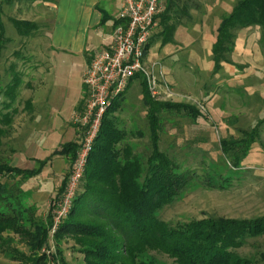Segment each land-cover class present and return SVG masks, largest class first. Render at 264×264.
Segmentation results:
<instances>
[{
	"label": "rangeland",
	"instance_id": "obj_1",
	"mask_svg": "<svg viewBox=\"0 0 264 264\" xmlns=\"http://www.w3.org/2000/svg\"><path fill=\"white\" fill-rule=\"evenodd\" d=\"M239 1L176 0V29L169 39H156L144 59L147 65H161L168 92L173 93L168 96L161 87L157 97L150 93L154 100L188 104L202 113L193 120L180 112H162L160 148L175 160L179 172L189 177L179 197L159 212L162 220L172 224L208 217L253 220L264 216V124L257 141L238 149L242 153L237 163L235 155L222 148L223 140L245 139L264 119L262 29L254 26L238 30L233 52L226 54L218 67L214 57L221 24L232 15ZM59 5L61 0H22L5 6L2 20L11 41L3 52L0 79L5 86L13 77L5 74V68L14 65L15 71L22 73L18 99L12 107L18 108V113L5 139L8 153L13 148L16 153L8 156L19 168L40 169L35 178L23 185L26 191L22 206L35 204L42 217L51 213L53 222L56 204L66 187L63 192L60 190L63 178L71 172L69 160L54 152L65 143L78 144L80 130L75 117L79 113H75L87 92L82 74L88 57L103 49L89 48L75 54L54 48L52 32ZM118 10L112 7L107 11L119 18ZM12 18L36 22L40 29L32 38L20 37ZM143 96L141 81L134 79L119 98L114 116L128 132L122 144L133 149L132 156L146 159L151 139ZM5 99L1 95L0 103ZM28 100L33 101L30 111L24 109ZM9 236L16 241L13 247L32 253L29 239H19L12 233ZM51 244L53 254L57 256L59 252L67 264H84V256L73 238ZM263 252L264 235L249 239L238 250L242 256L257 259ZM49 256L51 264H55L54 256ZM157 257L160 262L172 263L165 255ZM0 264L17 262L0 253Z\"/></svg>",
	"mask_w": 264,
	"mask_h": 264
},
{
	"label": "trees",
	"instance_id": "obj_2",
	"mask_svg": "<svg viewBox=\"0 0 264 264\" xmlns=\"http://www.w3.org/2000/svg\"><path fill=\"white\" fill-rule=\"evenodd\" d=\"M18 1L22 0H0V79L3 52L11 41L6 35L2 14L5 6ZM163 4L165 10L159 16V28L152 34L145 55L156 39L163 38L165 41L176 29L174 18L178 16L179 9L176 0H166ZM235 6L232 15L223 20L218 42L214 46L217 67L226 54L233 52L238 30L258 26L264 32V0H240ZM108 19L109 16L105 15L102 24ZM11 22L17 35L23 38L34 37L40 29L36 22L15 18ZM120 22L115 20L113 29ZM5 70L6 75L12 74L13 77L5 86L0 80V96L6 97L0 103L1 254L17 264H51L49 255L54 256L55 264H67L59 252L57 256L53 254L51 242L58 243L65 237H71L84 256V264H166L158 261L157 256L160 255L169 257L171 264H264V252L259 254L258 259L238 253L249 239L264 235V216L253 220L208 217L178 224L160 218L159 212L179 197L189 180L186 173L179 172L175 160L160 148L162 112H180L193 120H197L202 113L188 104L154 100L146 80L138 75L134 79L140 80L143 85V101L150 127L151 151H148V157L132 156L133 149L122 144L128 132L120 127V120L114 116L119 106L118 99L104 116L72 210L52 236V214L44 218L35 204L22 206L26 191L23 185L35 178L40 169L19 168L12 164L13 157L8 156L16 153L15 148L8 153L5 139L18 113V108L12 107L18 99L22 73L15 71V65ZM84 103L85 99L82 108ZM263 124L264 119H261L245 139L223 140V151L235 155L237 163L242 153L238 149L248 148L257 141ZM77 149L78 144L73 141L61 145V149L54 153L68 158L72 167ZM67 179L68 176L62 182V192ZM27 222V226L24 225ZM10 233L20 236L19 239H29L32 253L25 254L13 247L16 241L9 236Z\"/></svg>",
	"mask_w": 264,
	"mask_h": 264
},
{
	"label": "built area",
	"instance_id": "obj_3",
	"mask_svg": "<svg viewBox=\"0 0 264 264\" xmlns=\"http://www.w3.org/2000/svg\"><path fill=\"white\" fill-rule=\"evenodd\" d=\"M164 10L162 0H123L118 18L121 22L113 29L111 45L95 52L83 73L87 92L84 108L75 117L80 130L78 149L65 190L56 204L52 236L72 210L105 114L126 92L132 79L137 75L144 78L154 97L161 87L168 96L173 95L168 92L161 65L144 62L146 47L159 28V16Z\"/></svg>",
	"mask_w": 264,
	"mask_h": 264
},
{
	"label": "crops",
	"instance_id": "obj_4",
	"mask_svg": "<svg viewBox=\"0 0 264 264\" xmlns=\"http://www.w3.org/2000/svg\"><path fill=\"white\" fill-rule=\"evenodd\" d=\"M162 2L165 3L166 0ZM122 3L123 0H61L55 30L52 32L54 48L80 54L85 53L89 48L97 51L99 48L109 47L112 42L113 22L118 18L109 14L107 10L118 7L121 12ZM105 15L109 16V19L102 24ZM89 59L90 57L84 71ZM32 102L29 103L30 108L33 106ZM80 107L76 109L75 116L80 113L82 108ZM30 108L28 110L27 105L24 107L28 111L31 110Z\"/></svg>",
	"mask_w": 264,
	"mask_h": 264
}]
</instances>
